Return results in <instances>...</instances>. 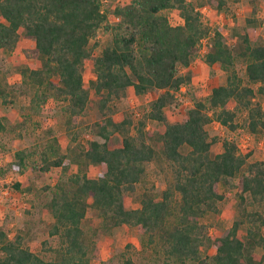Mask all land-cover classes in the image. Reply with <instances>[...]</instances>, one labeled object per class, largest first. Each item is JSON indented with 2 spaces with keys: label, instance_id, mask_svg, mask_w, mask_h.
Returning <instances> with one entry per match:
<instances>
[{
  "label": "trees",
  "instance_id": "obj_1",
  "mask_svg": "<svg viewBox=\"0 0 264 264\" xmlns=\"http://www.w3.org/2000/svg\"><path fill=\"white\" fill-rule=\"evenodd\" d=\"M205 1L215 9L227 5V0ZM165 9H174L181 21L171 23ZM256 10L252 0L251 12ZM100 27L109 29L110 38L93 53L89 41ZM205 36L209 45L203 61L216 63L225 72L224 81L203 96H191L183 116L170 120L165 108L175 103V92L192 75L189 69L179 72L178 66L189 65ZM19 37L33 42L24 54L35 64L21 68V76L34 85L30 109L47 98L61 100L59 109L69 128L84 111L91 88L99 94L97 117L85 128L98 137L83 143L75 130L68 152L53 156V136L12 152L4 168L59 166L62 173L51 186H42L48 189L44 204L53 218L48 234L54 241L43 240L41 246L47 255L24 244L18 232L9 237L0 226V264H89L98 255L83 223L88 208L100 218L98 229L134 226L141 244L156 246L165 264H264V158L249 159L250 149L242 151L234 139H219L206 127L217 121L230 130L242 125L264 136V107L255 99L264 94V38L250 43L243 37L240 75L221 27L203 22L190 0H121L109 7L102 0H0V49L12 50ZM86 58L93 75L88 84L82 74ZM129 86L135 94H155L137 116L124 109L114 117V103ZM0 99L6 102L1 79ZM147 119L159 122L151 134L145 129ZM4 129L0 114V131ZM115 134L118 143L110 144ZM150 138L159 144L168 178L158 195L150 183L139 192L138 205L126 206V196L157 156ZM216 141L220 149L214 152L211 144ZM88 163L100 166L96 174L80 167ZM13 186L19 187L18 182ZM231 189L236 217L212 236L200 217L217 211ZM128 247L125 243L119 264H134ZM202 248L212 252L203 254Z\"/></svg>",
  "mask_w": 264,
  "mask_h": 264
},
{
  "label": "rangeland",
  "instance_id": "obj_2",
  "mask_svg": "<svg viewBox=\"0 0 264 264\" xmlns=\"http://www.w3.org/2000/svg\"><path fill=\"white\" fill-rule=\"evenodd\" d=\"M121 0H102L103 7H109ZM199 9L203 22L210 27L220 26L223 38L230 46L234 55V66L240 75H243L244 59L239 54L243 48V37L252 43L264 38V0H255L257 10L251 12L252 0H227V5L222 9L209 6L205 0H190ZM169 21L176 23L181 17L174 9H165ZM114 18L111 17L110 21ZM110 31L100 27L91 37L89 45L92 52L98 53L101 46L110 38ZM95 42V44H94ZM33 44L31 39L20 37L17 45L10 51L0 49V79L1 88L6 92V102L0 99V114L5 122V129L0 131V226H2L9 237L16 232L22 236L24 244L31 249L47 255V250H42V241L53 243L54 238L48 234V228L52 222L50 211L44 201L48 195V189H42L43 185L51 186L62 173L59 166H51L47 170L32 169L25 167L22 171H13L4 168L6 162L11 158L12 152L20 147L34 143H42L51 136L56 138L54 151L50 153H66L71 147L70 136L73 131H78V140L85 143L88 138L98 136L88 133L85 125L97 117L96 102L99 94L89 89V99L84 111L75 119L72 126L67 128L64 123V113L59 109L63 103L61 100L47 98L39 103L33 110L30 109V98L34 93V85L21 76V68L24 65H34L32 58L26 57L25 49ZM209 45V38L202 37L200 49L193 57L187 67L178 66L179 72L189 69L192 72L190 81L182 85L176 94L175 103L165 108L170 120L179 119L184 110L191 104L190 97L203 96L210 88L224 81L225 72L216 64H207L203 61V51ZM83 80L88 84L91 78V63L88 58L83 60ZM155 91L148 90L141 94H135L129 86L126 94L115 101L114 117H119L124 109L130 110L135 116L138 115L142 106L153 97ZM255 99L264 107V94H256ZM233 100L228 102L232 107ZM242 113L237 116L240 121ZM159 126V122L147 119L145 129L151 134ZM211 134L232 138L238 143L239 149L245 151L250 147L249 159L264 158V136L252 134L242 125L230 130L217 121L206 125ZM119 135L115 134L109 140L110 144L118 143ZM150 143L157 149L159 144L150 138ZM220 149V142L211 144L212 151ZM76 165L72 170H76ZM86 173L96 174L100 166L88 163L80 166ZM168 178V167L161 154L146 165L145 174L136 183L135 190L126 196V206L138 205L137 196L145 185L152 183L156 194L165 185ZM18 182L19 187L13 183ZM28 187V189H27ZM220 189L223 188L220 186ZM234 190L225 191L224 197L218 203L217 211L204 212L200 220L205 222L210 235L218 234L226 225L230 224L236 217L234 204ZM257 207L261 208L259 205ZM99 217L94 210L88 208L85 213L84 226L88 229L90 237L94 240L97 257H91L89 264H119L120 253L125 243H129L127 249L134 264H165L162 254L156 246L141 244L140 237L134 226L120 224L112 227L109 231L98 229ZM96 229V230H94ZM94 230V231H93ZM243 232V226H241ZM203 254H210L212 248L201 249ZM176 264V263H171Z\"/></svg>",
  "mask_w": 264,
  "mask_h": 264
},
{
  "label": "crops",
  "instance_id": "obj_3",
  "mask_svg": "<svg viewBox=\"0 0 264 264\" xmlns=\"http://www.w3.org/2000/svg\"><path fill=\"white\" fill-rule=\"evenodd\" d=\"M237 1H238V0H237ZM19 38H20V37H19ZM18 40H19V39H18ZM127 88H128V87H127ZM237 145H238V143H237ZM238 147H239V146H238ZM248 149H250V147H248ZM248 149H247V150H248Z\"/></svg>",
  "mask_w": 264,
  "mask_h": 264
}]
</instances>
